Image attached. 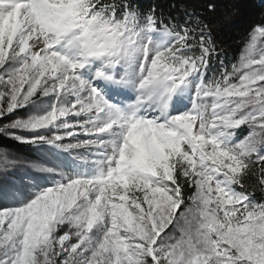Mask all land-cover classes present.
I'll list each match as a JSON object with an SVG mask.
<instances>
[{"label": "snow or ice", "instance_id": "snow-or-ice-1", "mask_svg": "<svg viewBox=\"0 0 264 264\" xmlns=\"http://www.w3.org/2000/svg\"><path fill=\"white\" fill-rule=\"evenodd\" d=\"M169 7L0 0V264H264V19Z\"/></svg>", "mask_w": 264, "mask_h": 264}, {"label": "trees", "instance_id": "trees-1", "mask_svg": "<svg viewBox=\"0 0 264 264\" xmlns=\"http://www.w3.org/2000/svg\"><path fill=\"white\" fill-rule=\"evenodd\" d=\"M180 0H141L145 6L157 3L161 5L165 12L170 10V5L179 3ZM208 0H191V6L197 10H202ZM236 4L235 15L229 25L217 30V40L227 49L228 59L236 62L239 59L241 46L240 39L245 34L249 25L260 19H264V0H217V11H225L224 4ZM21 156L29 157L32 150L26 145L18 146Z\"/></svg>", "mask_w": 264, "mask_h": 264}]
</instances>
